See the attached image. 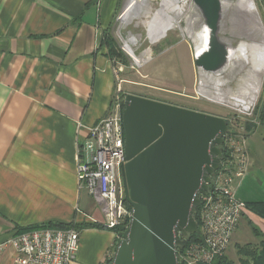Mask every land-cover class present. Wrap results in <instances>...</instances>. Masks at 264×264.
<instances>
[{
	"label": "crops",
	"instance_id": "1",
	"mask_svg": "<svg viewBox=\"0 0 264 264\" xmlns=\"http://www.w3.org/2000/svg\"><path fill=\"white\" fill-rule=\"evenodd\" d=\"M127 4L0 0V244L18 228L82 226L101 216L80 188L76 153L86 128L99 123L113 102V65L103 36ZM247 147L249 172L234 187L252 204L264 199V120L248 133ZM254 229L264 235V218L248 208L231 244H262ZM78 232L72 264H101L118 244L107 229ZM14 254L7 250L0 264H13Z\"/></svg>",
	"mask_w": 264,
	"mask_h": 264
},
{
	"label": "water",
	"instance_id": "2",
	"mask_svg": "<svg viewBox=\"0 0 264 264\" xmlns=\"http://www.w3.org/2000/svg\"><path fill=\"white\" fill-rule=\"evenodd\" d=\"M247 1L255 11L254 24L263 27L254 0ZM192 2L208 32L195 66L202 75L221 76L232 50L222 37L223 1ZM121 113L126 155L122 177L133 216L120 234L112 264H179L177 247H186L187 237L199 231L194 213L220 167L229 124L219 116L134 94L126 95Z\"/></svg>",
	"mask_w": 264,
	"mask_h": 264
},
{
	"label": "built area",
	"instance_id": "3",
	"mask_svg": "<svg viewBox=\"0 0 264 264\" xmlns=\"http://www.w3.org/2000/svg\"><path fill=\"white\" fill-rule=\"evenodd\" d=\"M122 111L119 101L112 102L108 114L95 126L86 128L87 135L76 153L80 188L104 215L103 220L93 223L102 224L107 230L128 229L133 216L132 208L126 204L122 177L126 162ZM227 122L230 132L224 136L220 167L211 177L198 208L199 239L182 249L177 247L179 264H213L223 258L248 211L234 186L244 181L249 172V132L245 134L237 123ZM14 235L0 244V260L12 249L13 264H72L79 251L80 233L75 229H38L22 234L16 231ZM116 250L105 256L101 264H112Z\"/></svg>",
	"mask_w": 264,
	"mask_h": 264
},
{
	"label": "rangeland",
	"instance_id": "4",
	"mask_svg": "<svg viewBox=\"0 0 264 264\" xmlns=\"http://www.w3.org/2000/svg\"><path fill=\"white\" fill-rule=\"evenodd\" d=\"M147 1L153 13L151 18L147 19L142 15L129 23H122L133 2V0H127L128 4L124 13L121 17L120 15L117 17V21L112 24L108 31V36L116 43L121 53V57L114 56L111 58L114 73L112 75H114L115 80L113 96L115 99L113 98L112 101H119L124 109L125 97L128 94L154 98V100L183 105L192 110L225 118L229 122L237 123L238 129L245 134L250 132L249 124L253 129L261 122L259 120H261L264 110V80L255 106L249 112L239 111L227 103L222 104L202 95L200 88L204 82L210 86L211 91H213L214 84L208 82L196 68L194 58L197 47L194 41L189 38L186 30L189 27V19L198 21L191 27L194 33L200 29L201 18L198 10L190 0L181 23L184 31L177 28L167 31L164 37H160L161 27L155 23L152 28H149L148 23L155 20L156 14L166 11L167 5L163 0ZM181 1L173 0V6H177V4L181 6ZM254 2L264 28V0H254ZM243 3L247 6L248 1L243 0ZM225 31L222 35L225 40L230 42L235 40L226 28ZM150 33L156 38L153 41L149 38ZM130 36L137 38L135 45L129 43ZM258 41L262 42V38L260 37ZM105 49L108 51L107 47ZM226 72L223 77L229 79ZM238 86L239 84L233 81L223 86V89L225 91L231 90L233 94H237ZM117 97L119 99H116ZM100 215L97 219L99 221L104 219L101 211ZM75 230L77 231V229ZM117 238L119 242L120 236ZM257 242L239 245L238 247L230 243L225 256L213 264H244L246 261L247 264H252V258L246 256L243 251L259 253L261 244H256ZM117 247L118 244L115 249Z\"/></svg>",
	"mask_w": 264,
	"mask_h": 264
},
{
	"label": "bare ground",
	"instance_id": "5",
	"mask_svg": "<svg viewBox=\"0 0 264 264\" xmlns=\"http://www.w3.org/2000/svg\"><path fill=\"white\" fill-rule=\"evenodd\" d=\"M163 1L167 5V10L156 14L155 20L148 23L149 28H152L155 23L157 26L159 25L161 27L160 37H164L169 30L179 28L184 31L181 23L190 0H182L181 6L179 4L173 6V0ZM222 1L225 28L235 38L231 42V59L226 72L229 79L224 78L223 75L216 77L203 75L208 82L214 84V87L211 91L210 86L204 82L201 85L200 93L213 101L227 103L239 111L249 112L255 106L264 80V28L254 24L255 11L249 5L246 6L243 0ZM149 6L147 0H133L122 23H129L142 15L147 19L151 18L153 13ZM189 21V27L186 30L189 38L194 41L197 47V53H199L207 46L208 32L200 21V29L194 33L191 27L198 21L194 19H189ZM260 37L262 42L258 41ZM149 38L152 41L156 39L151 33ZM129 43L135 45L137 38L130 36ZM233 81L239 84L237 94H233L231 90L223 89V86Z\"/></svg>",
	"mask_w": 264,
	"mask_h": 264
},
{
	"label": "trees",
	"instance_id": "6",
	"mask_svg": "<svg viewBox=\"0 0 264 264\" xmlns=\"http://www.w3.org/2000/svg\"><path fill=\"white\" fill-rule=\"evenodd\" d=\"M104 41H103V46L104 48L107 47L108 51H107V55L112 58L114 56H117V57H121V53L119 52V49L117 48V45L116 43L112 40V38L110 36H108V33H105L104 34V37H103ZM264 120V110H263V113L261 115V120L259 121H262ZM249 126V131L252 130L251 128V124L248 125ZM127 204V203H126ZM127 206L129 208H131L129 206V204H127ZM247 207L255 212L257 215H259L260 217L264 218V199L259 201V202H256V203H252V204H247ZM195 214V219L198 223V225H200V220H199V210H197ZM91 227H94V228H99V229H105V227L102 225V224H99V223H94V224H84L82 226H75V225H67V224H61V223H48L47 224H42V225H33V226H30V227H26V228H18V233L19 234H22V233H26V232H29V231H35V230H38V229H77V231H80L82 229H86L87 228H91ZM125 227H118V228H115V229H112V230H109V231H112L114 232L117 236H120V234L122 232L125 231ZM254 232L257 236H260V237H264V235L257 229H254ZM199 239V233L197 234H191L187 237V242L190 243L191 241H195ZM182 249V247H180ZM260 252L259 253H254V252H250V251H243L245 253L246 256L248 257H251L252 258V261L253 263L252 264H264V241L262 242L261 244V247H260ZM244 264H247V261L244 263Z\"/></svg>",
	"mask_w": 264,
	"mask_h": 264
},
{
	"label": "flooded vegetation",
	"instance_id": "7",
	"mask_svg": "<svg viewBox=\"0 0 264 264\" xmlns=\"http://www.w3.org/2000/svg\"><path fill=\"white\" fill-rule=\"evenodd\" d=\"M178 106V105H177Z\"/></svg>",
	"mask_w": 264,
	"mask_h": 264
}]
</instances>
